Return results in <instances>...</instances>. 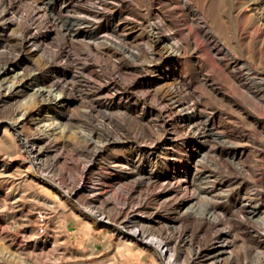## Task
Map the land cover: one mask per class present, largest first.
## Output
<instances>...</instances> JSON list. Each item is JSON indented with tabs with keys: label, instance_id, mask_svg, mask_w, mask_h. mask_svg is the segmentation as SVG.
Instances as JSON below:
<instances>
[{
	"label": "rangeland",
	"instance_id": "374dc122",
	"mask_svg": "<svg viewBox=\"0 0 264 264\" xmlns=\"http://www.w3.org/2000/svg\"><path fill=\"white\" fill-rule=\"evenodd\" d=\"M240 1L190 0L222 41V28L240 9ZM16 2L19 20H0V154L10 160V171L0 176V264H216L206 255L219 240L220 229L234 244L235 258L229 264H256L264 254L255 244L264 242L257 231L264 235V226L258 221L242 227L244 216L232 203L257 194L264 208V163H258L264 136L246 126L238 113L235 120L224 114L222 95L230 89L237 93L238 84L230 80L221 52H209L187 21L180 1L71 0L66 9L60 8V0ZM37 17L42 21L38 27L32 24ZM160 22L174 28L173 37L182 40L183 50L172 48L167 31L156 32ZM71 23L95 35L71 37L66 30ZM118 25L117 33L113 28ZM29 28L42 34L53 59L28 48ZM171 64L172 71L165 74L163 69ZM14 66L20 73L16 79L5 73ZM11 81L26 83L24 95L6 96ZM212 81L214 94L208 87ZM177 83L181 93L173 94ZM39 87L45 92L40 94ZM60 94L63 107L52 102ZM196 100L206 113L225 120L223 129L245 152L248 171L227 168L225 158L213 152L231 148L222 139H210L213 152L199 166L195 181L187 180L185 169L192 168L200 141L179 127L180 115L172 110L170 119L185 142L178 148L184 173L176 174L173 151L160 146L169 133L156 126L152 113L156 107L167 110L174 101L189 105ZM146 109L148 115L139 121L137 115ZM22 112L30 118L23 133L39 148L37 167L23 142L5 132ZM77 188L73 198L63 192ZM185 200L197 216L182 212ZM213 203L222 209L218 230L202 221ZM93 208L116 224L100 221ZM120 226L126 233L140 230L154 239L149 234L154 232L170 240L174 258H162L155 246L123 233ZM191 238L193 245L188 243Z\"/></svg>",
	"mask_w": 264,
	"mask_h": 264
},
{
	"label": "bare ground",
	"instance_id": "6f19581e",
	"mask_svg": "<svg viewBox=\"0 0 264 264\" xmlns=\"http://www.w3.org/2000/svg\"><path fill=\"white\" fill-rule=\"evenodd\" d=\"M14 1H10L11 3H9L7 6L6 5L4 6L3 4H5L6 0H1L3 7H0V20L5 19L8 24H15L17 20H19L17 17L18 14L16 12L18 5L16 0ZM53 1L56 0H49V2H53ZM70 1L71 0H60V8L66 9ZM179 1L182 4V7L187 12V21H189L193 25V27L198 31V35L201 36V38L205 41L208 51L221 52L222 55L221 60L224 58L227 61V63L225 62L226 70H231V72L227 73L229 75L230 80L232 81V79H234L238 84L236 88V90H238L237 93L233 91L234 89H230L228 91V94L226 93L222 95L221 101L224 103L223 105L225 107L224 114L228 116L229 120H235L236 119L235 114L238 113V115L242 117V122L246 126L252 127L256 131H258L259 134L264 136V120H263L264 117V0H246L245 2L243 1L244 3H242L241 0L239 2L241 5L240 9L238 11L235 10L236 13L230 11L232 13L230 14L229 18L227 15L228 20L226 18L227 21L225 22L224 28H222L224 32L220 31L222 32L221 34H223L224 37L223 41L216 35L212 26L208 23V21L200 13V11L193 5V3L190 2V0H179ZM41 23H42L41 18L37 17L34 23L32 24H34L35 26L37 25L38 27ZM184 24L185 22L182 21L179 22V26H183ZM155 27L157 33L167 31V37L172 38L174 40L171 42L172 48H177L178 50H181L183 48L182 40L181 39L177 40L176 39L177 36H175V38L173 37V35L176 32L174 31V28L167 27V24L163 22L157 23ZM83 29H84L83 27L75 23H71L66 28L67 32L71 34V37H75V38H77L78 35L86 34V32ZM113 30L114 32L118 33V31L120 30L119 25L116 27L114 26ZM26 34H25V38L27 40V46L30 50L36 53H43L44 55H47V57H49L50 59H53L54 56L52 54V51L50 50L49 46L45 43V40L42 39L41 36L42 34L40 32L34 33V31L32 32V30L29 28L27 29ZM86 35L94 36L95 32L90 31L87 32ZM193 39H194L193 43L197 46L196 54H199L200 49L198 47L197 37ZM62 51L64 53V48L62 49ZM239 55L249 58L251 60V63L246 60L240 59L241 57L239 58ZM69 57H70V53L67 52V54L64 55V59L67 60ZM216 57H218V54H216ZM195 58L197 61H199L201 57L196 56ZM16 67L14 66L12 69L10 68L5 73L8 74L13 79H16V77L20 75V73H15ZM172 67L173 65L171 64L168 68H164L163 72L169 74L172 71ZM174 76L177 79L178 74L175 73ZM115 81H116L115 79H112L110 85L114 86ZM215 86L216 84L213 81L208 86L210 88L211 93L213 94L216 93L217 90ZM181 88L182 86L180 85V83L173 84V88L171 89V92L173 94H178L180 91L181 93L180 90ZM26 91H27V87L24 81L22 82L11 81V83H9L5 88L6 96L10 95V96L18 97L22 94L24 95ZM38 92L42 94L45 92V90L39 87ZM238 100H240L241 103L238 102ZM108 101L110 100L108 99ZM52 102L56 104L58 107H63L64 105L63 95L61 94L58 95L56 98L52 100ZM154 103L157 104L156 102ZM200 103H201L200 100H196L193 103H190L189 105L188 104L183 105L181 103L174 101L172 102L171 105L168 104L166 105L168 107L167 110L160 111L159 108L156 107L157 109L155 110L154 113H152L153 114L152 116L154 118L153 122L157 124L156 126L167 130L169 133V138L166 137L167 141L162 142L160 146H162L164 150L168 149L173 151L172 156L171 157L168 156V157H170V159L173 158V160L177 165L176 174L177 173L179 174L180 172L184 173V169H182L181 164H179L178 161L181 158V152L178 150V148L180 146H183L185 142L184 140L178 138L179 135H178L177 124L170 119V113L172 110H175L180 115L181 122H179L180 123L179 127H181L182 129H187L190 136H193V138L200 141V146L198 148L197 155L195 156L192 162V168L188 166L185 169V176L187 177V180H190L191 182L195 181L196 176L199 173L198 171L200 170L198 169L199 166L202 163H204V161H206L210 157V154L213 152L212 150H210L208 146L210 139L213 140L222 139L223 144L225 142L227 143L229 148H231L228 151H224V150L222 151V149H218V150L216 149V151L213 152L215 155L221 158H225V162H226L225 165L227 164L226 165L227 168L237 167L242 171H248L244 159L245 152L241 151L238 148L239 143L237 139L232 138L224 131L223 129L224 127L222 125L223 124L222 120L224 119L222 118V116H217L215 113H211V114L206 113L201 108ZM172 106L174 107L172 108ZM164 111H166V113ZM148 112L149 111L146 109L144 113L141 112L139 115H137L139 121L140 120L142 121L143 117L148 115ZM20 116L21 117L19 119L15 121L12 120V122H9L8 124L9 129L8 128L5 129V132L10 130L11 133L16 138H18L20 141L23 142V144L26 147L25 149L32 156L31 157L32 166L37 167L40 163L38 159L40 158L38 157L39 156L38 145L37 143L31 141L30 139L31 137L28 134L27 135L30 138L27 135L25 136L23 133V129L28 119L30 118L28 117L29 115L27 112L24 113L22 112V115ZM101 131H103V129ZM258 156L259 157L261 156L263 158L262 160L260 159L258 163L259 162H261L260 164L264 163V153L259 152ZM8 164H10V160L5 156H3L2 154H0V176H3L10 171ZM53 185L58 186L57 184H53ZM63 192H65L70 198H73L75 195L79 193V189L77 188L73 192H69L67 190H64ZM256 198H258L257 194L252 195L249 198L243 197L240 201H236L235 203H232L235 210L244 216V219L241 220L243 226L242 225L241 226L246 229H247L245 224L246 222L253 223L259 221L264 226V211H263L264 208L261 203H257ZM188 203L189 201L187 200L182 201L181 203L183 206L182 212L183 213L190 212L193 213L192 215L197 216L196 210L193 209V206H187ZM93 209L94 210H90V211L100 221H105L112 225L116 224L115 222H110L107 219L106 215L103 214L98 209L95 208ZM220 211H222V209L218 208V205L213 203L212 211L205 214L204 217L202 216L203 218L202 221L209 224L210 226L209 229L212 230L215 228L217 229V227L221 225V222H223L219 215ZM120 229L123 231V228L121 226ZM123 233L127 235H131L132 237H134L136 240H138L143 244H146L151 247L155 246L158 249L162 258H165L167 260L174 258L173 247L171 246V242H169L170 240L167 241L166 239L159 238L160 236L158 237L157 235L154 234V232L149 233L154 239H151L150 237H149L150 239H148L147 235H145L140 230H136L135 232H131V233L129 232L126 233L123 231ZM218 233L220 236L219 240L212 246L211 251L209 252L208 255H206V257L211 261L213 260V263L216 264H218L220 261L229 264L230 261H232L235 258L233 241L227 240L228 239L227 232H225L224 230L220 229L218 230ZM257 233L261 238L264 237V235L261 234L259 231H257ZM188 243L189 245H193L194 239L193 238L189 239ZM255 244L257 248L262 250L264 249V242H261L260 239L256 241ZM261 254L262 256H260V259L256 264H264V254L263 252Z\"/></svg>",
	"mask_w": 264,
	"mask_h": 264
}]
</instances>
